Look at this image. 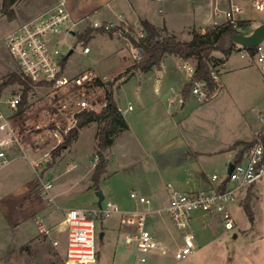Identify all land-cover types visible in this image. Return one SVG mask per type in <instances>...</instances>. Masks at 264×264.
Returning a JSON list of instances; mask_svg holds the SVG:
<instances>
[{
  "label": "rangeland",
  "instance_id": "374dc122",
  "mask_svg": "<svg viewBox=\"0 0 264 264\" xmlns=\"http://www.w3.org/2000/svg\"><path fill=\"white\" fill-rule=\"evenodd\" d=\"M186 1L177 2L179 15L195 26L206 24L201 10L212 6L208 0L205 7L193 6L192 1ZM18 2L21 3V0ZM231 2L241 7L237 17L252 23L244 33L250 32L257 23L264 22V10H256L252 0ZM187 3L193 6L192 11H188ZM18 6L16 3L12 6L14 16L15 13L20 16ZM18 20L19 17L8 18L0 11V83L9 73L17 70L5 39ZM86 22L71 26L68 21L59 33L53 34L58 49L65 56L64 74L73 82L60 94L51 87H32L26 98L30 107L16 120L19 125L25 121L33 135L38 133L41 139L35 143L25 131V142L29 143L31 153L37 154L38 158L29 161L23 157L22 150L12 143L7 148L9 160L0 167V264H65V230L63 227L61 229V220L67 209L81 207L93 210L106 200L122 208H132L135 202L129 197L130 191L152 199L150 189L144 185V178L159 181L154 168L155 163L163 158H157L154 152L153 137L156 133L161 135L160 129L168 131L172 127L168 133L164 132V138L157 135L156 141H165L169 133L177 134L173 123L178 121L184 127L186 137L194 136L200 143L209 138L210 142L214 140L213 145H219L220 140L224 142L232 135L248 134L249 127L256 129L261 126L258 114H264V83L256 80V67L250 60L239 56L237 45L227 56L225 66L219 64L211 67V75L217 76L221 83L213 96L199 99L190 93L188 104L181 111L175 107L180 97L175 92L176 105L168 103L170 114L165 113V107L154 103L141 111L143 101L150 103L155 99L152 86L149 81L138 85V79L131 77L135 72L124 75V71L139 60L132 56L136 48L125 34L129 32L136 37L137 32H130L126 24H118L116 26L120 25L121 29H115L112 33L94 32L87 36L83 28ZM175 25L178 27L179 22ZM188 32L185 33L189 37ZM182 33L178 38L185 40L187 36ZM84 45L88 46L89 52L82 51ZM69 50H72L70 54ZM211 54L223 57L218 50ZM183 64H177L176 79L171 82L176 91L181 88V82L185 81L184 87L188 81L185 69L189 66L193 70L194 61L189 59ZM94 75L104 82L105 88L89 84ZM106 80L111 83L110 86L105 84ZM214 81L217 85L215 78ZM106 89L111 90L121 107H127L128 101L133 106V110L125 114L132 131L125 132L126 129L118 132L113 144L103 151L105 174L97 185H93L90 175L97 160V125L90 122L80 127L79 131H83L78 134L76 112L80 111L79 102L82 100L88 106L81 110H101ZM14 95H20V87L16 84H8L0 89V110L7 115L13 112L7 109L5 101ZM45 105L50 106L52 113L44 110ZM40 107L44 111L40 112ZM30 118H33L34 124ZM48 118L58 126H49L46 123ZM55 128L64 131L73 129L75 138L50 164V151L62 140ZM54 132L59 137L58 142V137L52 134ZM135 134L138 143L133 138ZM3 136L6 133H0V137ZM151 149L153 152L150 153ZM171 151L169 156L175 154ZM209 167V174L212 169L220 177L226 173V165H222L221 161L214 165L212 161ZM47 182L51 186L46 192L43 184ZM193 185L189 175L179 178L180 189L196 188ZM97 191L103 196L100 201ZM246 203L250 204L251 216L243 208ZM228 210L236 226L232 231L223 228L219 214H193L191 229L198 248L181 260L172 257V251L181 244L180 234L169 217L162 213L164 224L158 217V223L149 224L159 252L149 253L146 264H264V176L241 191L236 200L228 204ZM38 223H42L48 232L39 231ZM95 230L97 264H134L135 249L123 241V230L117 216L95 219ZM233 231L238 234L236 239L232 237ZM100 232H104L101 238ZM53 240L58 241V246L52 244ZM160 251H165V254H160Z\"/></svg>",
  "mask_w": 264,
  "mask_h": 264
},
{
  "label": "built area",
  "instance_id": "2783aa9c",
  "mask_svg": "<svg viewBox=\"0 0 264 264\" xmlns=\"http://www.w3.org/2000/svg\"><path fill=\"white\" fill-rule=\"evenodd\" d=\"M211 1L212 6L209 11L211 26L222 22L236 24V21L239 20L237 14L241 12L239 5L231 2V0ZM252 4L256 10H264V0H252ZM68 21L69 14L65 1L58 0L49 10L16 25L5 39L6 48L15 61L17 71L33 82L49 84V87L55 90L57 94H60L65 87L73 82L64 74L62 61L65 56L62 55L57 47L58 42H55L53 38V34L59 33L61 27L65 26ZM74 25L72 23L71 26ZM116 25L113 21L90 19L88 17V26L94 29L108 31ZM67 29L69 28L67 27ZM203 31L204 28H201V32ZM137 36H143L141 28L137 29ZM237 49L239 56L250 60L264 79V40L255 46H251V49L239 45H237ZM82 51L87 53L89 51L88 46H83ZM132 56L140 58L137 48ZM186 71L190 77L193 71L192 68L186 66ZM213 78L218 83L217 76H213ZM95 79L96 76L94 75L92 77L93 82H95ZM216 86L212 91H208L203 82H196L190 93L196 95L199 99H207L214 95L219 84ZM19 101V96H11L5 101L7 109L14 113ZM169 103L174 104L175 99L171 98ZM128 108L130 109L131 106H128ZM38 109L40 112L45 110L52 113L50 106H46L44 110L42 107ZM13 113L7 115L0 110V133H6V136L0 137V167L8 162L7 148L12 143L22 150L23 157L29 161L38 158L37 154L31 153L29 143L25 142L26 136L24 134L27 132L35 143L38 139H41L40 134L33 135L25 121L23 125L16 122L24 113L16 116ZM30 119L31 123L34 124L33 118ZM258 119L261 122V129L257 133L258 136L254 144L243 154L239 161L231 162V170L229 172L226 170L223 177L212 174L211 180L215 184L207 188L178 190L168 183L166 185L167 199L158 207L153 204L149 197L130 191L129 197L135 202L132 208H122L118 204L106 200L103 205H99L98 208L93 210L81 207L67 209L61 220V229L63 227L65 230L64 263L97 264L95 245V219L97 218L105 219L117 216L120 225L130 229V232L124 235V242L135 249L134 264H146L149 253L159 252L153 232L149 229L150 220L155 215L165 213L180 234L181 244L177 245L172 251V257L175 260L186 258L197 248L191 229L193 214H219L223 228L232 231L235 223L228 210V204L235 201L241 191L261 176H264V138L259 135L264 134V114H259ZM46 123L49 126H58L51 118H48ZM52 134L56 135L55 132ZM95 159H97V156ZM50 186V182L43 184L46 192ZM38 228L41 232H48L42 223H38ZM52 244L58 246V241L53 240ZM160 254H165V251H160Z\"/></svg>",
  "mask_w": 264,
  "mask_h": 264
},
{
  "label": "crops",
  "instance_id": "0c3cea01",
  "mask_svg": "<svg viewBox=\"0 0 264 264\" xmlns=\"http://www.w3.org/2000/svg\"><path fill=\"white\" fill-rule=\"evenodd\" d=\"M18 1L19 0H16L15 3L20 6V8L19 6L18 8L21 10H20V16H18L17 13H15L14 16V17H19L17 25L32 19L33 17L39 15L42 12L49 10L58 2V0H30L29 3L26 2L25 0H21V3H19ZM64 1L66 4V9L69 14L70 24L72 25V23H74L76 25L83 21L84 22L87 21L85 26L83 27L85 31L89 27L88 17L89 18L94 17V19H99V20L113 21L117 25L126 24L127 26L131 27L133 30L139 29L141 20H148L156 27L165 26L167 30L172 32L177 38L181 36L180 34H183L182 32L185 33L188 30L190 32L192 29L199 31L201 30V28H206L211 25V18L209 17V11L211 7L209 5L208 8H203L201 10V17L204 18L206 24L195 26V24L187 20L186 17H181L179 15V9L177 7V2L179 0H64ZM189 1H192V4H194L193 6L204 5L205 7V4H207L206 0H189ZM208 4H212L211 0H208ZM187 6H189L188 11H192L193 6H190V3H187ZM177 21L179 22L178 27L175 25ZM251 24L252 23L250 22V25ZM189 38H190V33H189V37L187 36L185 40H188ZM183 62H186V60H182L180 57L173 54H165L162 58L161 64L158 67H154L147 72H135L134 75L131 76L138 79L137 81L138 85H141L142 83H146V81H149L148 83H150V85L152 86V91H153L152 93L153 95H155V99L153 101H150V103H145L144 101L141 103L142 105L141 111L144 110L145 106L148 107L152 103H154L157 104L158 106L161 105V107H165L166 108L165 113L170 114L168 111V103L171 98L175 99L174 96L175 92H178L180 97L177 100L178 105L175 106L176 105L175 103L174 106L181 111L185 109V107L188 104L187 100L190 96V93L186 98H183L181 95L182 85L185 81L181 82V88H178L177 91L174 90V88H172V84H171V82L175 81L176 79L177 64L178 63L183 64ZM226 63L227 62L224 61L221 65L225 66ZM256 72L258 74V78H256V80L258 82L261 81L260 83H264V79H262L257 69ZM217 80H218V84L221 85L218 78ZM170 94L173 95L170 96ZM228 96L230 95L228 94ZM115 100L117 102L116 98ZM179 100L181 101L179 102ZM117 105L120 111H122V115L128 124V129L125 132H131L132 125L129 119L125 116V114L128 112V110L132 111L133 106L129 103V101L127 102V107H121V105L118 104V102ZM128 106H131V108L129 109ZM156 112L153 113L155 114ZM173 125L176 128L177 134L170 135L171 133H169V135L165 137V141L163 142L156 141L155 138L163 136L164 132L168 133V131H170L172 128L170 127L169 128L170 130L168 131L167 130L163 131L162 129H160L159 132L161 135H158L159 133H156L155 136L153 137V141H155V145L153 147L155 148L154 152L157 154L158 156L157 158L160 157L163 158L161 161L155 163V168H154L156 170V174L158 175L159 181L149 180L148 177L144 178V185L148 189H150L151 195L153 196L151 197L152 198L151 200L153 201V204L156 207L161 206L167 199L166 185L168 183L178 190H190V189H180L179 178L182 176L189 175L191 177L192 184H194L193 186L196 187L193 189L207 188L215 184V182L211 180V175L218 174V172L215 171V169H212V171H210V174L208 173V168H210L209 167L210 163L213 161V165H214L218 161H221L222 165L223 164L226 165V170H227L228 164L232 162L236 151L239 149V146L234 147V143L238 141L251 140L254 136H256V134L260 131L261 128V126L256 129H252L251 127H249L248 134L243 133L242 135H232L230 138H227L226 141L224 142L220 140L219 145H213L212 143L214 142V140L210 142L209 138H207L205 141L200 143L199 141H196L194 136L186 137V134L183 130L184 127L181 126L178 123V121L174 122ZM82 131H79L78 134H81ZM133 138L137 143L139 142L136 134L133 135ZM162 138H164V136ZM156 144L158 145L157 147H155ZM169 150H172L171 152H174L175 154L169 156L170 153ZM149 152L151 153L153 152V150L151 149L149 150ZM221 155H224L225 157L224 156L221 157ZM216 157H219L218 158L219 160ZM166 174L167 176H164ZM157 217L158 219L160 218L161 222L164 224L163 217H161V214L153 216L149 224L154 225L155 223H158ZM121 228L123 230L122 232L124 238V235L128 234L130 232V229L124 226H121ZM232 237L236 239L238 237L237 232L233 231Z\"/></svg>",
  "mask_w": 264,
  "mask_h": 264
},
{
  "label": "trees",
  "instance_id": "16d2710c",
  "mask_svg": "<svg viewBox=\"0 0 264 264\" xmlns=\"http://www.w3.org/2000/svg\"><path fill=\"white\" fill-rule=\"evenodd\" d=\"M15 2L16 0H1V13L6 14L8 18H13L14 12L12 6ZM249 27L250 21L248 19H239L236 21L235 25L229 22H222L205 28L203 32L192 29L189 32L190 38L188 40H180L172 32L168 31L165 26L156 27L148 20H141L139 28L142 29L143 36L135 37L129 32L125 34L132 45L139 50L140 58L124 71V75L134 72H147L154 67H158L165 54H173L180 57L182 60L191 59L194 61L192 74L181 89V95L183 98H186L189 95L191 88L196 82H203L205 88L208 91H212L215 88L216 83L211 75V67L222 64L227 56L230 55L231 51L236 47V44L231 41L230 35L233 32H243L244 30H248ZM115 29H121L120 25L115 26L108 31L88 27L85 32L87 36H89L94 32L112 33ZM128 29L130 32H137V30H133L129 26ZM249 49H251V47H249ZM215 50L220 51L223 57L218 58L213 56L211 52ZM64 62L65 57L62 64H64ZM8 84H16L20 87V101L17 109L13 113L15 116L29 109L30 105L27 103L26 98L28 91L32 87H49V84L31 81L17 70L9 73L1 81L0 89ZM89 84L105 86L104 82L99 77H96L95 82L91 79ZM110 85L111 83L109 82L108 86ZM105 98H103V105L99 111L86 109L81 112H76L75 125L78 127L76 129L77 133L80 127H85L90 122H96L97 125V144L95 149L97 160L90 175V180L93 185H97L105 174L106 160L103 151L113 144L114 137L118 132L128 129V124L120 112L111 90L106 89ZM55 129L58 131L62 140L50 151V164L55 157L59 156L61 150L69 145L71 139L75 138L73 129L67 131L59 128ZM259 135L264 138V134ZM257 136L258 134L249 141H238L234 143V147H240L234 155L233 162H237L242 158L243 154L254 144ZM243 208L248 216L252 215L250 204L246 203Z\"/></svg>",
  "mask_w": 264,
  "mask_h": 264
},
{
  "label": "water",
  "instance_id": "95a60500",
  "mask_svg": "<svg viewBox=\"0 0 264 264\" xmlns=\"http://www.w3.org/2000/svg\"><path fill=\"white\" fill-rule=\"evenodd\" d=\"M230 39L233 43L239 46L243 47H251L258 44L260 41L264 40V22L258 23L253 29L248 32L244 33L242 31L233 32L230 35ZM72 50H69L68 54H70ZM108 83V80L105 81V84ZM232 168V163L230 162L228 164L227 171L229 172ZM97 194L99 196V201L103 199V196L100 191H97ZM103 235V232L99 233V237L101 238Z\"/></svg>",
  "mask_w": 264,
  "mask_h": 264
},
{
  "label": "bare ground",
  "instance_id": "6f19581e",
  "mask_svg": "<svg viewBox=\"0 0 264 264\" xmlns=\"http://www.w3.org/2000/svg\"><path fill=\"white\" fill-rule=\"evenodd\" d=\"M79 109L81 110L82 108H84V107H86V106H88V104L86 103V101H84V100H82V101H80L79 102ZM56 136V135H55Z\"/></svg>",
  "mask_w": 264,
  "mask_h": 264
}]
</instances>
